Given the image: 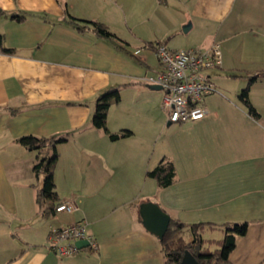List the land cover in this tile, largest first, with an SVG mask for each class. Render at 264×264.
I'll return each instance as SVG.
<instances>
[{
  "label": "crops",
  "instance_id": "1",
  "mask_svg": "<svg viewBox=\"0 0 264 264\" xmlns=\"http://www.w3.org/2000/svg\"><path fill=\"white\" fill-rule=\"evenodd\" d=\"M0 9L3 46L12 49H0V264H166L142 222L148 201L187 226L210 224L204 231L247 221L230 262L264 264V0H0ZM67 11L120 39L78 30ZM160 43L220 45L222 65L206 70L216 90L205 97V118L171 122L163 92L144 81L160 69ZM247 85L259 117L239 100ZM111 89L121 98L108 129L132 131L115 141L92 123L98 97ZM30 134L64 137L54 180L59 201L75 199L77 212L38 204L39 151L19 142ZM164 157L176 168L167 187L147 176ZM80 219L98 247L59 256L50 231Z\"/></svg>",
  "mask_w": 264,
  "mask_h": 264
},
{
  "label": "trees",
  "instance_id": "2",
  "mask_svg": "<svg viewBox=\"0 0 264 264\" xmlns=\"http://www.w3.org/2000/svg\"><path fill=\"white\" fill-rule=\"evenodd\" d=\"M14 18L21 20L24 17L14 16ZM66 21L78 30L83 31L86 28H91L97 35L104 38L110 40L120 39L105 23L77 18L68 11ZM0 49L6 53L12 52V49L3 46L2 34H0ZM249 89V85L242 89L238 95L239 100L247 106L248 112L252 116L259 117L260 114L250 100ZM120 98L121 95L118 89H111L101 94L97 99L95 112L92 117L93 125L96 128L103 129L113 141L132 135L131 130L123 129L120 132L114 133L109 131L107 126L109 108L112 103L118 102ZM63 140H65L64 137H37L31 134L19 138V142L25 147L39 151L33 164V172L37 180L43 176L44 179L37 192L36 199L40 205L49 201L51 203L50 207L54 210L56 204L60 202L53 174V169L58 159L56 145ZM48 147H51L50 153L47 151ZM175 169L174 162L164 157L153 169L147 171V176L155 179L159 186L167 187L173 182ZM207 225L210 224L199 223L187 226L184 223L171 220L170 226L164 237L160 239L166 264H182L183 256L187 250L196 257L199 264H231L229 259L230 253L236 246L237 238L247 232L248 222L232 223L231 226L226 229L225 236L221 240H210L203 236L204 228ZM185 228L192 233V240H187L182 234V232L186 230ZM212 244H218L219 247L211 250Z\"/></svg>",
  "mask_w": 264,
  "mask_h": 264
},
{
  "label": "built area",
  "instance_id": "3",
  "mask_svg": "<svg viewBox=\"0 0 264 264\" xmlns=\"http://www.w3.org/2000/svg\"><path fill=\"white\" fill-rule=\"evenodd\" d=\"M156 54L160 69L146 76L144 81L161 86L162 103L169 120L183 123L205 118L208 114L205 97L216 90L206 70L222 65L220 45L213 44L207 49H173L161 43L156 46ZM78 210L80 206L75 199L60 201L55 206V212L74 213ZM82 239L89 241V248L98 247L84 219L55 227L48 235L50 248L61 257L77 254L81 249L76 242Z\"/></svg>",
  "mask_w": 264,
  "mask_h": 264
},
{
  "label": "water",
  "instance_id": "4",
  "mask_svg": "<svg viewBox=\"0 0 264 264\" xmlns=\"http://www.w3.org/2000/svg\"><path fill=\"white\" fill-rule=\"evenodd\" d=\"M149 87L156 90L162 89L161 86L153 84ZM140 214L145 228L157 235L159 239H162L170 226V215L157 203L152 201L144 202L140 205ZM76 245L79 249H84L89 246V241L87 239L78 240ZM182 264H199V262L196 257L187 250L183 256Z\"/></svg>",
  "mask_w": 264,
  "mask_h": 264
},
{
  "label": "rangeland",
  "instance_id": "5",
  "mask_svg": "<svg viewBox=\"0 0 264 264\" xmlns=\"http://www.w3.org/2000/svg\"><path fill=\"white\" fill-rule=\"evenodd\" d=\"M120 3H121V1H119ZM108 5V4H107ZM95 7V5H92V8H94ZM105 10V9H104ZM101 13V12H100ZM99 13V14H100ZM101 15V17L103 18V19H108L109 18V13L108 12H106V11H102V13L100 14ZM101 18V19H102ZM87 19H94V20H96L95 18H87ZM120 20H121V18H120ZM120 26H121V21H120V24L118 25L117 24V27H119V29H120ZM115 29H118V28H114V31H115ZM112 31V30H111ZM120 31V30H119ZM113 32V31H112ZM115 33V32H114ZM181 47V46H180ZM157 92H159L161 95H162V90H157ZM164 109V108H163ZM120 115V109L118 108V109H113V111H111V115H109V125L110 126H112L114 123H115V121H117L118 120V116ZM113 123V124H112ZM165 134H166V132H165ZM165 134H163V136L162 137H165V136H167V135H165ZM225 233H226V231L224 232V230H221V228H215V229H207V230H205L204 232H203V236L205 237V238H215L216 240H221V239H223L224 238V236H225ZM182 234L184 235V237H186V239H188L189 237H190V231H188V230H184L183 232H182ZM192 236V235H191ZM219 247V245L218 244H212L211 245V250H214L215 248H218Z\"/></svg>",
  "mask_w": 264,
  "mask_h": 264
}]
</instances>
